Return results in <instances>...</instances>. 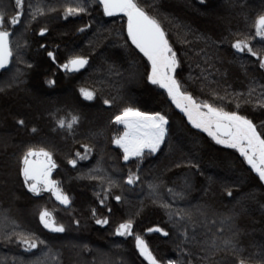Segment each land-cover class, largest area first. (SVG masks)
Instances as JSON below:
<instances>
[{
	"label": "trees",
	"instance_id": "16d2710c",
	"mask_svg": "<svg viewBox=\"0 0 264 264\" xmlns=\"http://www.w3.org/2000/svg\"><path fill=\"white\" fill-rule=\"evenodd\" d=\"M138 2L161 21L173 47L181 55L177 78L185 85L184 90L192 93L198 102L213 103L226 111H239L261 130L264 107L256 106V101L264 96V68L259 66L256 57L237 52L232 44L251 36L255 37L250 41L253 49L264 50V41L255 35L254 28L255 20L264 14V0ZM27 3L25 0L26 12L21 23L11 26L8 20L16 14L15 0H0L4 28L14 33L11 40L14 52H18V57L14 56L6 70L0 69V220L7 214L21 226L17 231L35 232L47 242V247L40 245L29 251L18 245L15 238L7 243L0 237V264H20L21 261L32 264L37 259L42 260L49 248L52 249L50 264H55L52 257L57 255L61 264H148L133 237L115 234L118 225L128 219L133 220L134 232L145 238L161 264L168 260L180 264L185 259L191 264H202L201 257L205 253L200 249H192L194 254L190 257L181 254L180 233L169 222L161 201L149 195L147 185L151 182L161 183V197L166 203L173 201L165 188L180 191L190 184L186 199L173 206L206 204L210 219L217 221L215 226L210 225V236L227 239L233 232L238 233L236 242L240 252L233 255L219 251L214 256L208 253L212 256L211 264H221L222 258H227L231 264H239L240 260L245 264H264V181L239 150L217 144L207 132L195 128L166 90L148 80L151 64L127 37L126 17L123 14L106 16L96 0L85 5V13L64 19L65 7L76 4L68 0H31L33 5L39 3L44 7L46 14L29 22ZM49 8L55 11H48ZM216 16H222L221 25ZM89 24L91 27H86ZM41 28L48 29L43 36L39 35ZM80 28L85 31H79ZM178 31L189 32V40L204 36L207 44L198 40L191 46L182 45L177 42ZM191 48L196 52L205 48L211 66L203 62L202 55H192ZM185 51L189 53L187 59L183 57ZM49 52L54 53L55 60L48 56ZM77 55L87 57L89 63L77 71L60 67ZM190 63L194 78L202 74V69H207L203 72L206 83L187 81ZM14 75H19L20 80H13ZM33 80L41 91L52 94L39 110H35L30 101H25L23 104L27 105L22 108L19 103L25 98L22 89L31 87ZM49 81L55 83L49 84ZM82 88L94 91L95 98L85 99L80 92ZM36 92H39L37 89L34 94L38 95ZM105 99L112 103L104 104ZM125 107L162 112L169 119V134L160 151L149 155L145 150L142 162L136 158L125 162L123 150L112 142L123 133L124 127L116 124L114 118ZM71 116L79 118L71 132L57 126L59 119ZM20 120L24 121L23 125L18 123ZM85 146L91 151L86 153ZM30 147L52 153L57 165L52 178L59 181L60 188L70 197V206L61 205L49 192L36 196L23 183L22 156ZM77 152L87 155V159L77 158ZM73 159L77 160L75 167L69 163ZM137 163L141 180L136 185H127L128 172H135ZM97 167L104 171L92 175L111 176L118 182L105 205L99 203L103 194L97 196L101 182L89 178V170ZM228 191L232 192L231 196L227 195ZM117 195L122 197L120 202L115 200ZM45 208L58 223L65 225L64 233L50 232L43 227L39 212ZM226 217H232L231 224L219 223ZM96 219H108L109 223L99 225ZM76 220L80 221L78 226ZM157 226L169 235L147 232ZM206 231L201 229V232Z\"/></svg>",
	"mask_w": 264,
	"mask_h": 264
},
{
	"label": "snow or ice",
	"instance_id": "6c2138e0",
	"mask_svg": "<svg viewBox=\"0 0 264 264\" xmlns=\"http://www.w3.org/2000/svg\"><path fill=\"white\" fill-rule=\"evenodd\" d=\"M75 7L66 6L64 9V19L69 16H78L81 13L87 11L83 0H74ZM100 5L103 7V12L106 16H114L117 14H123L127 18V37L130 38L131 43L135 45L137 49L151 63V72L148 75V80L154 85H159L165 89L167 95L171 98V101L179 108L183 113L187 115L188 120L197 129H202L207 132L209 136L213 137L217 144L226 145L227 147L238 149L241 155L246 159L247 163L251 165L252 169L258 174L259 179L264 181V125H261V130H258L257 125L253 123L248 117L241 115L239 111H226L223 107L214 106L213 103L206 101L198 102L192 93L184 90L185 85L181 83V80L177 78L178 69L181 68V55L178 54L173 47L172 42L169 40V35L162 26L161 21L149 14L138 0H99ZM16 14L8 20V24L16 26L21 23V17L25 16L26 4L25 0H15ZM48 11H55L53 8H49ZM27 13L30 16V21H35L37 17L45 15L44 7L39 3L33 5L31 0L27 3ZM5 16L3 12H0V69L7 68V65L13 62L14 56L18 57V52H14L11 37L13 32L4 28ZM27 25H25L26 27ZM91 27V25H86ZM179 27V26H178ZM255 35L260 37L264 41V14L258 16L254 22ZM48 31L47 28H41L39 35L43 36ZM79 31H85V28H80ZM189 32H177L178 43L185 46H191L195 41L202 40L207 44V38L204 36H196L193 40L188 39ZM183 39H179L180 36ZM243 35V34H241ZM255 37L244 36L241 39H237L232 47L239 53H249L252 57H256L259 61V66L264 68V54L262 51L254 50L251 46V39ZM42 47H44L42 45ZM19 49V44L16 45ZM190 51L192 55L204 57V63L211 66V61L208 56V52L205 48H201L200 52H196L194 48ZM188 51L183 53L184 59L188 58ZM49 57L55 60L54 53L49 52ZM89 63V60L85 56L71 57L66 63L60 65L66 71H77L83 68ZM30 67V65H29ZM191 63L189 64V74L186 78L189 82L195 80L206 83L207 77L203 76V72L207 69H202V74L198 77H193L191 74ZM196 67L199 68L200 64L197 63ZM211 73H209L210 75ZM13 80H20L19 75H14ZM49 84H54L55 81H49ZM11 86V84L7 85ZM203 91V89H201ZM251 91L249 95H251ZM81 95L85 99L92 100L95 98L96 93L87 89L80 90ZM242 97L243 94H237ZM218 99L219 98L217 96ZM104 104H111V100L105 99ZM248 102V101H245ZM256 106L264 107V96L256 101ZM236 107L239 108L240 104L237 101ZM79 122L77 116H71V118L59 119L57 126L62 129L72 131L73 125ZM114 122L118 125H123V133L113 138V143L119 146L123 150V160L125 162L130 161L132 158H136L138 162H142L145 157V150L149 155L155 154L160 151L161 145L165 143L166 137L169 134L168 125L169 119L162 112H141L133 107H125L116 115ZM23 125L24 121H18ZM36 131L35 128L32 129ZM86 153L90 152L87 146H85ZM77 158L83 160L87 159V155L81 156L79 152L76 153ZM69 163L75 167L77 160H70ZM99 163V162H98ZM57 167L55 161L52 159V153L41 148L39 150L35 148H29L22 156V169L23 183L27 185L29 191L36 196H39L42 192L47 191L55 196V199L60 202L61 205L70 206L72 201L70 197L60 188L59 181L52 179V172ZM195 167H199L195 165ZM102 168H94L89 170V178L99 180L101 182V192L97 193V196L103 194V198L99 200L101 205H105V201L110 194L114 186H118V182L113 180L111 176L106 175H92L93 172H103ZM140 168L137 163V170L134 172L129 170L127 175L126 184L136 185L141 180L139 174ZM107 185L105 187L104 185ZM149 195L155 200L161 201V206L167 211L169 222L173 227L178 230L183 241L181 247V254L190 257L194 253L192 249H200L205 253L201 257L202 264L207 262L211 264L212 256L219 251H228L233 255H237L240 252L238 244L236 242V236L238 233L233 232L232 237L223 239L216 236H210L212 229L211 226H215L217 221L210 219L209 207L206 204H196L185 208L174 207L175 203L184 201L186 199V193L190 191L191 185L186 184L180 191H174L172 188H165L166 192L171 195L173 203L163 202L161 197V183L151 182L147 185ZM228 196L232 195L231 191L227 192ZM115 200L120 202L122 197L117 195ZM111 212V209H108ZM93 215L96 214L95 209L92 210ZM39 221L43 227L50 232L64 233L66 231L65 225L56 221L53 213L49 212L47 208L39 212ZM232 217L222 218L219 223L231 224ZM96 224L106 225L109 223L108 219H96ZM78 226L79 220L75 221ZM21 226L15 219H11L7 214L0 220V237L7 243L15 242L21 245L26 250L37 249L40 245L47 247V242L43 241L32 231H17V228ZM134 222L132 219H128L126 222L120 223L115 229V234L118 236H131L135 240V246L139 250L141 256H143L148 264H161V261L153 254L148 242L145 238L134 232ZM201 229H207L206 232H201ZM223 232V229L220 230ZM148 233H162L165 237L169 235L163 228L157 226L147 229ZM87 247L86 245L84 246ZM211 253L212 256L207 255ZM52 249L49 248L48 252L44 253V258L37 259L32 264H50L49 258L51 257ZM55 264H61L59 256L52 257ZM20 264H24L23 261ZM166 264H177V261L168 260ZM180 264H191L188 259L180 261ZM221 264H231L227 258H222ZM239 264H245L244 260H240Z\"/></svg>",
	"mask_w": 264,
	"mask_h": 264
},
{
	"label": "rangeland",
	"instance_id": "374dc122",
	"mask_svg": "<svg viewBox=\"0 0 264 264\" xmlns=\"http://www.w3.org/2000/svg\"><path fill=\"white\" fill-rule=\"evenodd\" d=\"M68 1H70V2H72V3H74V4H76L75 2H74V0H68ZM96 2V0H83V3H84V5H88V4H90V3H95ZM229 10V9H228ZM227 12V11H226ZM229 12V11H228ZM221 17L222 16H216V21H218L219 23H220V25L223 23V21L221 20ZM127 19V18H126ZM150 62V61H149ZM151 64V63H150ZM31 87H28L27 89L25 88V89H22V91H23V93H24V97L25 98H22V99H18L19 100V103H20V107L21 106H24L25 104H23V103H25V101H30V102H32V105L34 106V108H35V110H39L41 107H42V105H44L43 103H47L48 101H49V98L48 97H50V96H52V94L51 93H45V92H43V91H41V88H39L38 86H37V83L33 80V83L30 85ZM35 89H37L39 92L37 93L36 92V94H38V95H35L34 94V91H35ZM139 89V88H138ZM140 91H142V89H139ZM69 93V92H68ZM146 95V93L145 94H143V96H145ZM10 97H12V96H9L8 98H10ZM7 98V97H6ZM27 105V104H26ZM25 105V106H26ZM22 108V107H21ZM139 111H141V110H139ZM1 112V111H0ZM141 112H143V111H141ZM186 115V114H185ZM187 116V115H186ZM191 123V122H190ZM192 124V123H191ZM123 126V125H122ZM213 138V137H212ZM238 150V149H237ZM53 173V172H52ZM53 179V178H52ZM45 192H47V191H44V192H42V193H45ZM41 193V194H42ZM55 197V196H54ZM14 199H17V197H15Z\"/></svg>",
	"mask_w": 264,
	"mask_h": 264
}]
</instances>
